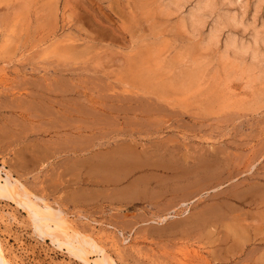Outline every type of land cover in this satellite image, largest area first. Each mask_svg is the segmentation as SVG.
I'll return each mask as SVG.
<instances>
[{
    "label": "rangeland",
    "instance_id": "obj_1",
    "mask_svg": "<svg viewBox=\"0 0 264 264\" xmlns=\"http://www.w3.org/2000/svg\"><path fill=\"white\" fill-rule=\"evenodd\" d=\"M164 1L0 0L2 183L95 242L77 243L83 260L0 192L10 264H264V74L190 37Z\"/></svg>",
    "mask_w": 264,
    "mask_h": 264
},
{
    "label": "bare ground",
    "instance_id": "obj_2",
    "mask_svg": "<svg viewBox=\"0 0 264 264\" xmlns=\"http://www.w3.org/2000/svg\"><path fill=\"white\" fill-rule=\"evenodd\" d=\"M165 2V9L169 12V14H182V19H181V17H180V19L184 22V27L185 28H187V30L189 31L188 33L190 34V32L192 33V34H194V35H197V34H204V41L206 42V44L208 45V46H217V45H219L220 43L222 44L221 45V49H223V53L225 54V56L226 57H230V58H232V61L233 62H236V64H238V66H240V68H241V66L242 67H244V68H246V70L243 68H241V70L242 71H247V72H245V74H247L248 73V75H250V74H252L253 72H255V74H254V76H252V75H250L249 77L250 78H254V80H255V76H256V74H260L261 76L264 74V15H263V17H260V15H259V13H260V11L262 10V5H264L263 4V2H264V0H255V5H254V7H253V9H251L252 11V13H247V10H246V8H245V10H242V8H241V10L240 9H238L237 7H235V5L234 4H236L235 2H236V0H165L164 1ZM238 2V1H237ZM252 8V7H251ZM264 9V8H263ZM250 11V10H249ZM263 11V10H262ZM181 21V22H182ZM180 22V21H179ZM184 27L182 28L183 29V31H185L184 30ZM187 30L185 31V32H187ZM187 34V33H186ZM188 34V35H189ZM192 34H190V37L192 36ZM193 35V36H194ZM202 36V35H201ZM189 37V36H188ZM187 37V38H188ZM195 37V36H194ZM199 37V36H198ZM193 38V37H192ZM202 39V38H201ZM200 39V40H201ZM203 42V41H202ZM200 43V44H203V43ZM202 46V45H201ZM212 47V48H213ZM203 48V47H202ZM206 48H207V46H206ZM208 48H211V47H208ZM207 48V49H208ZM211 48V49H212ZM153 49V48H152ZM193 49V48H192ZM147 50V49H146ZM210 51V50H209ZM221 51V50H220ZM186 52V51H185ZM189 53H191L192 51H188ZM189 53H187L188 55H189ZM183 55H184V53H183ZM181 56V55H180ZM191 56H192V54H191ZM222 56V55H221ZM179 57V56H178ZM186 57V56H185ZM185 57H184V60H185ZM152 58H153V56H152ZM180 58H182V57H180ZM179 58V59H180ZM188 58H189V56H188ZM192 58V57H191ZM161 59V61H162V58H160ZM159 59V57H158V59L157 60H160ZM193 59H195V62H196V57H194ZM215 59V58H214ZM198 61H199V59H197ZM201 60V59H200ZM225 60V59H224ZM223 60V61H224ZM161 61H159L158 63H156V59L154 60V62H155V64L156 65H158ZM178 61V60H177ZM179 61H181V60H179ZM183 61V60H182ZM191 61V60H190ZM193 61V60H192ZM202 61V60H201ZM199 62V65L197 64L198 62H196V64H197V68L195 69L196 71H198L197 69H198V67L200 66V63H201V65H202V62ZM229 61V60H228ZM194 62V61H193ZM192 62V63H193ZM194 62V63H195ZM226 62H227V60H226ZM233 62L231 63V65H233V68H231V69H234V67H235V64H233ZM180 63V62H179ZM184 63V62H183ZM187 63V62H186ZM185 63V64H186ZM190 62L188 61V64H189ZM194 63L192 64V66H194ZM223 63V62H222ZM223 64H225V61H224V63ZM226 64H228V63H226ZM153 65V64H152ZM160 65V64H159ZM162 65V64H161ZM171 65V64H170ZM177 65H179V64H177ZM210 65V64H209ZM229 65H230V63H229ZM150 66V65H149ZM149 66H146L147 67V72H148V70H150V69H148V67ZM185 66H187V65H184V67ZM196 66V65H195ZM173 67H176V64H175V66H173ZM181 67H183V65L181 66ZM191 67V66H190ZM204 67H207V66H204ZM203 67V68H204ZM149 68H151V67H149ZM161 68V67H160ZM170 68V67H169ZM178 68V67H177ZM177 68H175L176 70H177ZM186 68V67H185ZM193 68V67H192ZM191 68V69H192ZM199 68H201V70L203 69L201 66L199 67ZM144 69H145V67H144ZM162 69V68H161ZM168 68H165V70H167ZM180 69V67L178 68V70ZM236 69H238L237 67H236ZM153 70H154V68H153ZM169 70V69H168ZM183 70V69H182ZM190 70V69H189ZM142 71H144L143 69H141V72L140 73H142ZM146 71V70H145ZM170 71V70H169ZM185 71V70H184ZM183 71V72H184ZM195 71V72H196ZM199 71H200V69H199ZM204 72H205V69L203 70ZM230 71V70H229ZM249 71L251 72V73H249ZM253 71V72H252ZM139 72V71H138ZM155 72V71H154ZM153 72V73H154ZM179 72H182L181 70H179ZM186 72V71H185ZM192 72H193V69H192ZM203 72V74H205ZM225 72V71H224ZM137 72H135V74H136ZM144 73H146V72H144ZM143 73V74H144ZM150 73V72H149ZM148 73V74H149ZM152 73V72H151ZM152 73V75H154ZM156 73H157V70H156ZM155 73V74H156ZM158 73L159 74H161L159 71H158ZM166 73V72H165ZM168 74L170 73V72H167ZM189 73V72H188ZM191 73V72H190ZM196 73H198V72H196ZM213 73V72H212ZM227 73L229 74L230 72H228L227 71ZM141 75L142 77H144V75ZM148 74H145V75H148ZM174 75V76H176V75H178V74H175V72L173 73V71H171V74H169L170 76L171 75ZM193 74H195V73H192L191 75H193ZM241 74V73H240ZM240 74H238V75H240ZM151 75V74H150ZM162 75H164L163 73H162ZM169 75H167V79H168V77H170ZM182 75H183V73H182ZM190 75V74H189ZM190 75V76H191ZM199 75V74H198ZM216 74L214 73V75L213 74H211V76L210 77H212V76H215ZM227 75V74H226ZM233 75H235V74H233ZM244 75V74H243ZM247 75V76H248ZM259 75V76H260ZM139 76V75H138ZM139 77V79L140 80H142V77ZM157 76H159V75H157ZM179 76V75H178ZM177 76V77H178ZM181 76V75H180ZM194 76H196V75H194ZM209 76V75H208ZM230 76V75H229ZM236 76H237V74H236ZM242 76V75H241ZM246 75H244V77H245ZM150 76H146L145 78H146V80H145V78H144V80H142V81H147V82H151L150 80L151 79H155L154 81H156L157 79L159 80L160 79V77H158V78H153V77H151V78H149ZM156 77V76H155ZM192 77V76H191ZM199 78L201 77V75H199L198 76ZM218 77V76H217ZM238 77V76H237ZM243 77V76H242ZM172 77H170V80H171V82H172V80H174V78L173 79H171ZM181 78V77H180ZM194 78V77H193ZM227 78H228V76H227ZM231 79H232V77H230ZM246 78V77H245ZM249 78V82H250V84H251V82L253 81L252 79H250ZM259 78V77H258ZM263 78V77H262ZM150 79V80H149ZM166 79V80H167ZM177 79V78H176ZM176 79H175V82H172V87L170 88L169 86H171V85H169L168 87L170 88V89H174V88H177L178 87V83H176L177 81H176ZM188 78H186V80H187ZM203 79V78H202ZM211 80H213L214 79V77H212V78H210ZM216 79V78H215ZM240 79V78H239ZM261 79V78H260ZM157 80V81H158ZM169 80V79H168ZM168 80H167V82H168ZM170 80H169V82H170ZM190 80V79H189ZM210 80V81H211ZM225 80V82L224 83H226V81L228 80V79H224ZM250 80H252V81H250ZM164 81V80H163ZM162 81V82H163ZM178 81H180L179 80V77H178ZM181 81H183V80H181ZM197 81H198V79H197ZM240 81V80H239ZM255 81H257V79L255 80ZM260 81V80H259ZM262 81H264V79H262ZM166 82V81H165ZM183 82H185V80L183 81ZM186 82H188V81H186ZM185 82V83H186ZM191 82H192V80H191ZM195 81L193 80V84H195L196 85V87H197V83L199 82H195ZM146 83V82H145ZM153 83V82H152ZM159 83V82H158ZM158 83H155L154 85H156V84H158ZM161 83V82H160ZM173 83H174V85H176L177 87H175V86H173ZM208 83V82H207ZM210 83V82H209ZM213 83V82H212ZM211 83V84H212ZM223 83V84H224ZM242 83V82H241ZM254 83V82H253ZM264 83V82H263ZM151 84V83H150ZM161 84H164V83H161ZM170 84V83H169ZM178 84V85H177ZM184 84V83H183ZM183 84L181 83L180 85H182L181 87H183V89H185V87L183 86ZM199 84V83H198ZM210 84V85H211ZM229 84V83H228ZM245 84H246V82H245ZM147 85V84H146ZM159 86H160V84H158ZM166 86L168 85V84H165ZM192 84H190V88L192 87V86H195V85H192ZM249 85V84H248ZM252 85V84H251ZM260 85V84H259ZM153 86V85H152ZM161 86H163V85H161ZM226 86V85H225ZM155 87V86H154ZM153 87V88H154ZM157 87V86H156ZM155 87V89H157ZM168 87H166V88H168ZM195 87V88H196ZM206 87H208V89H210L209 88V84L207 85V86H205L204 88L207 90V88ZM244 87V86H243ZM245 87H247V84H246V86ZM152 88V89H153ZM161 88V87H160ZM165 88V87H164ZM165 88V89H166ZM179 89H180V87H178ZM189 88V87H188ZM187 87H186V89L189 91V89H188ZM250 88H251V86H250ZM169 89V90H170ZM203 88H199V90H200V92H201V90H202ZM204 89V90H205ZM212 89V88H211ZM210 89V90H211ZM247 89H249V88H247ZM163 90V89H162ZM169 90H168V92H169ZM175 90H178V89H175ZM194 91V89L192 88L191 89V91H190V93L192 92V94L193 93H195V91ZM198 89L196 90L197 92H196V94L197 93H200V92H198L199 91ZM171 91V90H170ZM173 91V90H172ZM178 91H180V90H178ZM178 91H177V93H178ZM182 91V90H181ZM184 91V90H183ZM182 91V92H183ZM187 91V92H188ZM225 91V90H224ZM160 92V91H159ZM163 92H166V91H163ZM181 92V93H182ZM186 92V91H185ZM202 92H206V94H207V92L208 91H203L202 90ZM202 92H201V94H202ZM171 93V92H170ZM180 93V92H179ZM178 93V94H179ZM184 93V92H183ZM182 93V94H183ZM189 93V92H188ZM169 94V93H168ZM175 94V93H174ZM173 94V95H174ZM195 94V95H196ZM163 95V94H162ZM164 95H166V93L164 94ZM163 95V96H164ZM170 95V94H169ZM172 95V94H171ZM184 95H186V94H184ZM188 95V94H187ZM202 95H205V93L204 94H202ZM263 95V94H262ZM167 96V95H166ZM215 96H216V94H215ZM243 96V95H242ZM165 97V96H164ZM168 97V96H167ZM174 97H176V96H174ZM173 97V98H174ZM188 97V96H187ZM193 97V96H192ZM177 98V97H176ZM208 98H210V96L209 97H207V99ZM214 98H216V97H214ZM220 99H221V97H219ZM165 99H167V98H165ZM179 99V98H178ZM177 99V100H178ZM187 99V98H186ZM191 99V98H190ZM217 99H218V96H217ZM220 99H218V100H220ZM206 100V99H205ZM179 101V100H178ZM208 101V100H207ZM215 101H216V99H215ZM1 174V173H0ZM2 176L0 175V180H1V182H0V192L1 193H3V194H1V195H6V196H8L9 198H13V199H18V200H20V205L22 204V205H24V206H26L27 207V209L31 212L30 214H31V218L34 220V223L36 224V228L40 231L39 233H42V234H46V235H56V233H54L55 231H58L59 232V230H61L62 232L61 233H66L67 234V236H66V234H65V239H64V237H63V239L64 240H62V239H60L59 237H57V236H55L56 238L54 239V240H57L58 241V243H59V245L61 246V245H65V246H67L68 247V249H69V251L70 252H72V254L74 253L75 255H79V257H83L82 259L83 260H85L86 259V261H88V256L87 255H89L88 253H87V249H83V246L82 245H78V246H82V248L80 247H78L77 246V243H79V242H81V241H83V242H93L94 244H95V242H94V240H90V238H89V236L87 235V236H84V235H82V236H79V237H77V238H80V240L78 239V241L79 242H75V241H73V243L75 242L76 243V246L72 243V239L69 237V233H68V230H67V232L64 230V228L67 226V228L69 227L68 225L70 224V223H68V220H66V218L64 217V215H63V213L61 212V211H59V210H57L55 213L54 212H52L51 210H50V208L48 207V208H44L43 206H39V205H36L35 203H32V201H30L29 200V198L23 193V194H21V192L20 193H18V192H15L14 190H13V186H15V185H13L12 183H10V182H7V180H6V183L4 184V183H2ZM9 181H10V179H9ZM16 189L18 190V188L16 187ZM15 189V190H16ZM19 203V202H18ZM70 226H72V225H70ZM66 229V228H65ZM69 229V228H68ZM72 231H74L73 229H72ZM75 232H76V229H75ZM54 233V234H53ZM60 233V234H61ZM78 233H79V231H78ZM57 235H58V233H57ZM71 235V234H70ZM72 235H73V233H72ZM63 236V235H62ZM72 237V236H71ZM85 237H88L89 238V240L88 239H86ZM53 238V237H52ZM73 238V237H72ZM75 238V237H74ZM74 238H73V240H74ZM76 241H77V239H76ZM92 243V244H93ZM98 245V244H97ZM94 246V245H93ZM99 246V245H98ZM104 250V249H103ZM102 250V251H103ZM101 251V250H100ZM77 253V254H76ZM102 254H104V252H102ZM104 255H107V254H104ZM103 255V257L101 258L100 257V259H98V260H95L96 262H94L95 264H103V263H105V261H106V257ZM0 257H1V259H2V263L3 264H10V262H8V261H6L3 257V250H2V247H1V243H0ZM107 259H109V257L107 258ZM108 261V260H107ZM110 261V260H109ZM115 263V262H114Z\"/></svg>",
    "mask_w": 264,
    "mask_h": 264
}]
</instances>
